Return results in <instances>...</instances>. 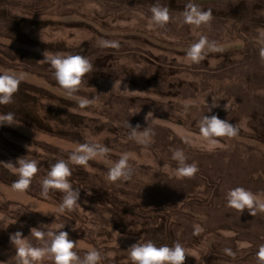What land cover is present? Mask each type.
<instances>
[{"label":"rangeland","instance_id":"rangeland-1","mask_svg":"<svg viewBox=\"0 0 264 264\" xmlns=\"http://www.w3.org/2000/svg\"><path fill=\"white\" fill-rule=\"evenodd\" d=\"M197 1L206 3L205 11L212 13L211 21L198 29L183 22L185 9L177 7L180 0H13L16 6L9 9L28 10L29 6L33 14L42 16L40 21L44 23L29 34L32 39L52 51H61L59 55L84 56L93 69L72 97L34 75L13 73L22 75L24 83L46 88L61 98L50 99L56 106L43 102L40 114L52 107L81 120L66 118L67 122H61L48 117L45 124L61 138L37 132L21 122L8 126L21 139L2 135L8 146L0 152V168L15 181L17 176L4 163H15L26 156L38 162L39 172L25 192L0 182V264H13L15 248L10 236L17 231L33 246H41L30 230L41 227L47 231L43 225L53 230L56 225H64L62 230L77 242L75 251L81 257L96 249L112 260L116 250L129 248L141 238L121 235L112 228L115 218L109 213V194L117 201L139 203L153 217L158 211H182L189 205L187 211L192 214L184 212L179 219H172L174 236L177 233L189 255L185 264H204L212 244L219 246L223 257L211 264H257L256 252L264 244V213H240L227 207L225 197L238 186L264 194V61L259 55L264 47V0L252 1L255 5L247 15L242 0ZM153 6L168 8L171 19L165 27L149 26ZM244 18L247 24L241 23ZM200 35L216 47L205 49V58L192 63L186 52ZM102 40L117 41L120 47H101ZM7 45L14 46L0 37V51L4 52ZM117 80H121L120 90L113 89ZM213 96L219 106L208 112ZM79 97L92 103L81 109ZM228 101L229 110H225ZM132 111L139 112L131 116ZM149 111L155 120L147 122ZM203 115H217L237 125L238 135L221 138L220 144L209 148L199 139L198 125ZM128 123L132 127L139 124L141 130L149 127L154 142L142 146L129 140ZM68 136L79 145L98 142L111 151L86 166L70 165V181L74 189L80 188L78 203L82 208L66 211L64 217L58 212L64 194L50 191L47 198L42 197L41 180L50 165L60 159L67 161L79 146ZM171 149H182L187 162L198 165L194 178L181 179L157 171V165L176 168ZM125 152L131 154L133 178L126 183H111L107 180L109 168ZM195 225L204 231L194 234ZM149 227L143 236L159 242V231L153 230V225ZM139 228L130 224L126 230ZM225 249L235 255L229 256ZM41 264L52 261L45 259Z\"/></svg>","mask_w":264,"mask_h":264},{"label":"clouds","instance_id":"clouds-1","mask_svg":"<svg viewBox=\"0 0 264 264\" xmlns=\"http://www.w3.org/2000/svg\"><path fill=\"white\" fill-rule=\"evenodd\" d=\"M150 27L163 28L170 22V13L168 8L162 6H153L151 8ZM212 19L210 10H201L196 4L189 2L185 6L183 12V22L200 28L202 25L208 24ZM101 47L119 48L117 41H100ZM215 43L209 42L208 38L200 35L199 39L190 45L186 52V58L192 63H200L206 55L205 49L215 50ZM259 55L264 61V47L259 50ZM54 70V78L57 84L65 91L67 96L72 97L81 90L84 83V77L93 69V65L89 59L81 55H48L45 51L44 59ZM40 62V61H39ZM23 80L22 75H16L9 72L0 73V105H8L13 102L14 95L19 91V86ZM121 80H117L113 89H119ZM124 91H128L125 87ZM141 92L142 91H129ZM92 100L79 97L78 106L81 109L88 107ZM56 106L55 104H52ZM207 105V104H206ZM218 100L212 97L211 106L207 105V111L211 112L212 108L218 107ZM187 107V105H186ZM225 110H229V101L224 106ZM140 111V109H139ZM139 111H132V115ZM145 120L147 122L155 120L153 113L149 111ZM20 121L16 119L12 112L0 114V126H18ZM199 139L201 143L213 148L220 144L221 138H234L238 135L239 129L237 125L229 123L227 120L220 119L217 115H203L199 121ZM130 133L129 140L139 145L147 146L153 143L154 133L149 127L143 128L137 124L132 127L128 123ZM30 147L28 148V151ZM110 149L98 142H86L80 144L68 157V160L60 159L54 163L46 176L41 180V195L48 197L50 191L62 192L63 198L59 205L58 212L63 214L70 212L76 208H82L78 203L80 199V188L73 187L70 181L72 170L70 165L86 166L88 162L97 157H106L110 153ZM171 159L177 164L176 168H171L164 164L162 168L157 165V171L164 172L177 178H194L199 171L196 163L189 164L187 156L182 149H171ZM131 154L121 153L117 161L109 168L107 180L111 183H126L132 180L134 168L130 163ZM3 163V162H0ZM5 166L17 176L13 182L12 188L19 192L27 191L33 179L39 172L38 162L35 159H28L26 156L20 157L15 163L7 162ZM91 195V192L88 193ZM227 207L234 209L240 213L248 210L252 216L257 213H264V194L253 193L244 187H235L226 193ZM84 210V209H83ZM47 215V213H43ZM16 222V221H15ZM14 222V223H15ZM48 228L47 231L41 230V227H33L30 232L33 237L41 242V246H33V244L23 236L22 232L17 231L10 236V242L15 248V256L12 258L13 264H41L45 259L52 261V264H101L103 259L100 251L93 249L88 251L83 257L75 251L77 242L69 238V233L63 231L64 225H56L55 230L49 225H43ZM76 227L73 228V231ZM204 229L194 226V234H200ZM229 256L235 254L231 249L224 250ZM110 255V254H109ZM128 255L131 264H185L186 257L189 256L185 247L179 242H175L172 246H157L152 241L137 242L128 248ZM257 264H264V244L260 245L256 252Z\"/></svg>","mask_w":264,"mask_h":264},{"label":"trees","instance_id":"trees-1","mask_svg":"<svg viewBox=\"0 0 264 264\" xmlns=\"http://www.w3.org/2000/svg\"><path fill=\"white\" fill-rule=\"evenodd\" d=\"M242 1L243 2L241 3L243 7L247 8V15V11L252 12L253 10L255 3L252 1L254 0ZM191 2L196 4L201 10H205L204 8H206V3L199 2L197 0ZM179 4L180 5L176 6L185 9V6L188 3L186 1L180 0ZM247 4H250V10ZM12 5L16 6L13 0H0V30L2 29L0 31V37L10 41L14 45H7L4 52L0 51V68L2 69L0 73H27L44 80L50 87L64 91L57 84L54 78V70L51 68L50 64L46 60L41 61L44 59L45 51L48 55H53L56 53L58 54L61 51H52L49 49L50 47L41 44L39 41H36L29 36L30 32L34 28L44 23L40 21L42 16L38 12L33 14L31 10L32 7L28 6V10L20 9L15 11L9 9V7ZM241 23L247 24V19H241ZM86 78H89V73L86 75ZM52 98L57 100L61 99L53 95L46 88L31 86L22 81L19 86V91L13 97V102L8 105H0V114L12 112L15 114L17 120H19L24 125L31 127L37 132L51 134L61 138V136H59L57 133L51 132L49 130L50 127L45 124V120L48 119V117L52 118V120L54 119L61 122H67L66 118L77 120L81 119L70 113H66L67 117H64V115H66L65 113L61 112L59 109L54 110L52 107L50 109L47 108L45 111L47 113L40 114L42 112V107L44 104L43 102H49L50 105L53 102ZM50 99H52L51 102ZM3 134H8L14 138L17 137L21 139L10 128H8V126H0V152L4 151L6 146H8L7 142L2 138ZM68 138V140L71 142L79 145V142L74 140V137L68 136ZM62 139L65 138L63 137ZM27 142L29 143V141ZM3 159L6 160L5 158ZM51 166L52 165H50V167ZM0 182L11 185L14 182V180L8 176V172L5 168H0ZM106 199L109 200L108 202L110 204L109 213L111 212V215L115 218V220L112 221V228L115 231L121 235H126L134 239L141 238V240H139L140 242H146L151 240L148 237H144L143 233L150 228L149 226L153 225L154 228L152 229L159 231L158 233L160 234L159 242H154L157 246H170V244L180 241L177 233L176 238L174 236L172 229V219H179L178 216L184 212L191 213L187 211L189 209V205H187V207H185V205L183 206L182 211L179 210L175 212L173 209L163 213L158 211V213L153 217L147 215L144 210H142L139 203H129L128 200L117 201V199H115L111 194H109ZM65 214L66 212L63 213L62 216L65 217ZM137 219H141L142 221L140 223H135ZM130 224L133 226H139L140 228L136 231L134 229L127 231V225ZM218 248L219 246L217 244H212L209 247V256L204 261V264H211L221 260L223 254L219 253ZM115 252L116 253L112 260H108L102 256L103 259L101 264H131L128 255V248L119 249ZM226 258L228 259V256Z\"/></svg>","mask_w":264,"mask_h":264}]
</instances>
